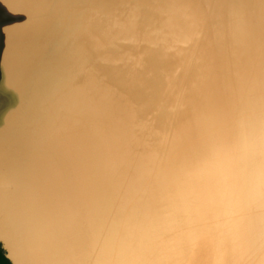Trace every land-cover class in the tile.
<instances>
[{"label":"bare ground","instance_id":"6f19581e","mask_svg":"<svg viewBox=\"0 0 264 264\" xmlns=\"http://www.w3.org/2000/svg\"><path fill=\"white\" fill-rule=\"evenodd\" d=\"M25 1L36 22L8 31L4 89L19 106L0 126L13 263L141 264L132 244L160 250L150 235L182 216L206 222L196 233L215 238L210 264H264V0ZM135 162L164 205L136 231V207L117 218ZM169 241L165 263L177 264Z\"/></svg>","mask_w":264,"mask_h":264},{"label":"rangeland","instance_id":"374dc122","mask_svg":"<svg viewBox=\"0 0 264 264\" xmlns=\"http://www.w3.org/2000/svg\"><path fill=\"white\" fill-rule=\"evenodd\" d=\"M161 43H163V41H160L159 44ZM177 52H178L177 48L167 49V53L171 55H177L178 54ZM118 65H121V63L118 62ZM177 66L178 68H176L175 70V76H178L179 74L182 73L181 64H177ZM151 118L152 117H147L146 120L144 121L146 126L151 125L152 123ZM171 135L172 134H169V137ZM134 141L139 143V146H136V148L134 149V152H135L134 157L142 159V157H144V153L146 152L145 151L146 144L142 137V134H139V133L136 134L134 137ZM148 144L149 142H147V145ZM127 168H128V179L122 185L120 196L117 201V206H119V210L117 212V218H120L119 220L124 221V218H126L125 217L126 214H128V212L132 211V209L136 207L137 219L139 223L138 225L137 222H135L136 224L135 231H136L138 227L145 228V225L147 222L145 219H141V218L143 217V215L147 219L150 218L149 213L147 212L148 209L151 210L152 214L157 213V212L163 213L164 205L161 203L158 205L159 197H157V195L160 192L157 190V187H158L157 179L151 173V167L146 166V164H142L140 162H135L133 165L130 164V166ZM129 192H131L130 203H126L124 209L122 210L124 200L126 199L125 196H128ZM162 192H164L163 189H162ZM150 223L153 226L158 225L157 223H152V222ZM205 223L206 222L198 223L197 227L199 229H203V226ZM172 227L173 228L169 232L168 236H167L166 231L159 233L157 230H155L154 234L150 235L151 242H152L151 244L154 243V244H157V246L159 245L161 248L160 250H158L159 247H153V245L147 244L148 248L142 254V257H141L139 256V254H137L139 250V246H136V244L133 243L132 248H133L134 254L131 257L134 258L137 255L138 259L140 260L141 258L142 260L141 264H150L149 261H147L150 258V256L153 257L154 259L158 258L159 261L162 260L165 263V260L167 257V255H165V250H164L166 248L165 242L170 240L169 243L173 241L172 250L174 252V259L178 260L177 264H185L181 260H186L187 255H188V251H187L188 247H192V250L194 251L195 254L197 252L196 258H195L196 264H210L208 248L217 246L215 242V238H214V241L213 239L210 240L209 235H208L204 240L203 235L205 233H201L202 231L199 229H197V233H196L197 227L196 228L189 227L187 224L184 223L182 216H180L176 221H173ZM194 237H195V240H194ZM209 241H210V244H208ZM224 247H225V244L222 245L221 249L223 252H226L224 250ZM229 250H230V244H228V255L226 259H230ZM214 255H216V252H214ZM159 257L161 258V260L159 259ZM163 262H161V264H164Z\"/></svg>","mask_w":264,"mask_h":264},{"label":"water","instance_id":"95a60500","mask_svg":"<svg viewBox=\"0 0 264 264\" xmlns=\"http://www.w3.org/2000/svg\"><path fill=\"white\" fill-rule=\"evenodd\" d=\"M36 22L35 10L32 2L25 0H0V126L8 112L19 106L17 95L6 93L4 89L7 80L6 61L7 50L13 47L8 31L19 27L32 25ZM0 127V128H1ZM0 264H14L9 258L3 242L0 240Z\"/></svg>","mask_w":264,"mask_h":264}]
</instances>
